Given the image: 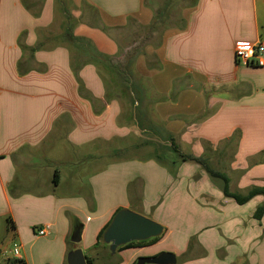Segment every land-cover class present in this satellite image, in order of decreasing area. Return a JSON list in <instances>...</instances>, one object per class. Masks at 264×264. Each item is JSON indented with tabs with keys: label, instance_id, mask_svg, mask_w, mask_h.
I'll return each mask as SVG.
<instances>
[{
	"label": "crops",
	"instance_id": "crops-1",
	"mask_svg": "<svg viewBox=\"0 0 264 264\" xmlns=\"http://www.w3.org/2000/svg\"><path fill=\"white\" fill-rule=\"evenodd\" d=\"M177 1L175 20L164 24L157 43L134 37L136 28L172 16ZM241 41L264 42V0H0V243H18L21 255L0 253V264H68L77 248L93 264H136L163 251L174 252L176 264H205L207 258L193 256L204 249L221 252L220 264H264V215L254 217L263 196L238 204L199 162L165 163L153 145L124 142L142 136L138 123L122 120V95L110 94L114 76L81 50L115 60L121 50L141 49L133 71L147 83L152 104L142 107V84L132 113H146L171 157L170 137L181 153L226 173L231 192L246 194L264 186V67L236 60ZM87 162L106 178L111 167L138 163L164 175L170 166L176 179L149 213L147 195L158 181L143 169L118 184L123 201L109 213L95 194L103 177L86 196L71 191ZM122 208L149 218L169 215L190 226L195 240L154 253H143L145 245L112 253L98 235ZM77 223L78 243L71 240ZM163 228L160 239L174 235Z\"/></svg>",
	"mask_w": 264,
	"mask_h": 264
},
{
	"label": "rangeland",
	"instance_id": "rangeland-1",
	"mask_svg": "<svg viewBox=\"0 0 264 264\" xmlns=\"http://www.w3.org/2000/svg\"><path fill=\"white\" fill-rule=\"evenodd\" d=\"M182 2L181 1H177L175 3V7L173 8V12H172V16H168V17H164V18H157L155 24L149 28V29H142V28H136L135 31V36L134 37H141L142 41H151L153 43H157L162 35V29L164 27V24L168 25V24H172L173 21L175 20V14L178 13V10L181 6ZM161 20V23H159V21ZM156 31V33H154ZM139 34V35H138ZM136 37V38H137ZM141 39V38H140ZM139 39V40H140ZM82 51L86 52L88 51L89 53L93 51L90 49H87L86 47H83V49H81ZM76 51V50H74ZM122 52L120 53L121 57L119 59H115L114 64H116V66L118 67L119 70L123 71V65L126 63V55L123 54L124 50H121ZM125 53V52H124ZM102 68V66H100ZM104 69V68H102ZM113 75V74H112ZM114 78L111 77V80L108 79V83L110 84L111 90L112 92L110 93L111 95H116L117 93H120L122 95V98L125 102V112L123 113V117L122 120H128V121H137V125L140 128V134H142V136L140 137H131L130 139H126L124 140V142L130 143V142H134V143H144L146 142V144H151V146L153 145V150L156 152H159L162 154V156L160 154V159L163 161H165L167 159V161H165V163H172L175 161V163H178L177 160H180V156L176 153V152H172V157L171 155L168 154L169 150L166 148V142L161 141L158 138V134L157 131L158 128L155 126L153 127L149 122L148 117L146 116V113H132L133 107H134V103L136 101L133 100V96H127V94L129 93V88H130V81L129 80H125L121 75L119 76H115L113 75ZM133 79V78H132ZM136 79V77H135ZM144 88L147 89V92H149V94H147V92L143 91V103H142V107H148L149 105V101H152V97H151V91L149 90V87L147 85V83L143 84ZM114 93V94H113ZM149 100V101H147ZM147 101V102H146ZM146 102V103H145ZM151 108V107H150ZM150 117H152V122L154 121L153 119V115L150 113ZM157 128V131H156ZM137 138V140H136ZM128 140V141H127ZM123 156L122 154H119ZM121 157V156H119ZM174 157V158H173ZM93 169V170H92ZM113 174L110 177L106 178V175H104L103 173H97L98 170H94V168H92V163L87 162V164L82 165V167L79 169L80 172H78L77 175H79L82 179H81V185L79 186V188L74 187L73 185L71 186V191L77 190L79 192H81V194L83 196H86L87 192H89V188L90 190H92V185H94L95 187L97 186V182H99L98 178H102L101 180V187L102 188H96V198L97 200L100 202L101 204V210H109V213H112L113 211H115L119 205V203H121L123 201V193L121 192V186H119V188H117L118 184H121L123 182H125L128 178H131L133 176H135L136 174H138V172H142V170L144 169V174L146 173H150V176L153 177L154 182L158 181V186L156 188H154L153 190V194L151 195H147V201H146V207H147V211L149 213H153L154 208L157 204L160 203V201L166 197V195H168V191L169 189L172 187V185L175 183V174L174 171L172 170V167L167 166L166 169L168 171H166V174L164 175L163 172H161L160 170H158L155 166L153 165H147L146 167H141L138 163H128V164H118L114 167H111ZM98 174H101V176L97 177ZM128 174V175H127ZM96 176V177H95ZM95 177V178H94ZM186 177H183V179ZM30 178L26 177L25 183H27L26 185H30L28 184ZM193 185L194 183L197 181V176H194L193 178ZM185 180V179H184ZM199 180V179H198ZM106 181V182H105ZM111 181V184L108 182ZM217 181V179L215 180ZM213 181V183L215 182ZM177 183V182H176ZM184 183L181 182V184ZM215 184V183H214ZM180 185V184H179ZM202 185V184H201ZM123 186V185H122ZM158 188H162L160 191H158ZM234 188V186L232 187ZM88 189V190H87ZM13 190V189H11ZM60 191H65L63 189H60ZM193 192L196 193L197 195H199V197H204L201 193L196 192L193 189ZM29 195V194H27ZM174 207L175 205L172 204ZM111 208V209H110ZM87 213L90 215L92 214V210L89 208H86ZM149 217V216H148ZM159 217V218H158ZM151 219L155 220L156 222L162 224L165 228L169 227L168 229L171 230L173 229L172 232H174V235H168L166 238H162L157 240L156 242H152L150 244H146L143 250V253H154V252H158L161 249H177V247H187V244L192 240L191 238L194 237L193 239L195 240L196 236H191L193 229L190 228V226H185L182 225L180 223H178V225L175 223L170 222L171 219L169 218V215H165L161 218V216L157 213V216L155 218L150 217ZM160 219H162L163 221H165L167 224H163L162 222H160ZM176 221V219H175ZM167 225V226H165ZM196 235V234H195ZM229 238H231L229 236ZM191 239V240H190ZM190 240V241H189ZM88 241V240H87ZM227 244H233V241H229L228 239H226ZM3 243V244H2ZM2 243H0V247H1V252L4 256H8V254H4L3 251L5 250H11L13 248V244L10 243V245H7V239L2 238ZM163 252H171L174 253L172 251H163ZM161 252V253H163ZM203 252V256H200L199 254ZM89 253H92L91 251H89ZM221 252H214L213 254H208L207 251L201 250L199 252H197V254L195 253L193 256L198 255V257H202V258H207V262L205 264H220V260H223L222 256H219ZM160 254V253H159ZM175 254V253H174ZM158 255V254H157ZM176 255V254H175ZM156 256V255H155ZM152 257V256H149ZM143 258V257H140ZM6 259V257H5ZM181 260V258H179ZM1 262L3 264H8L7 260H1ZM237 264H242L241 261L237 262Z\"/></svg>",
	"mask_w": 264,
	"mask_h": 264
},
{
	"label": "water",
	"instance_id": "water-1",
	"mask_svg": "<svg viewBox=\"0 0 264 264\" xmlns=\"http://www.w3.org/2000/svg\"><path fill=\"white\" fill-rule=\"evenodd\" d=\"M82 225L74 226L71 240L80 242ZM163 226L155 220L137 213L129 208L120 209L103 233L102 239L109 244L110 251L115 253L120 246L133 241H145L163 234ZM68 264H88L81 248L71 250L67 257ZM174 253L163 252L152 257L139 258L136 264H176Z\"/></svg>",
	"mask_w": 264,
	"mask_h": 264
},
{
	"label": "trees",
	"instance_id": "trees-1",
	"mask_svg": "<svg viewBox=\"0 0 264 264\" xmlns=\"http://www.w3.org/2000/svg\"><path fill=\"white\" fill-rule=\"evenodd\" d=\"M67 34H69V32ZM33 49L35 50V48H33ZM140 52H142L141 49H135L131 53H128L126 55L127 60H126V63L123 65V69H122L123 71L119 70L118 67L116 66V64H114L115 60H113L112 58L103 56L97 52H94L90 55V61L94 64L102 66V68L106 69L107 71H109L111 74H113L115 76L121 75L126 81L129 80L131 83H130V88L128 90L133 93V95H132L133 100L137 101V100H141V89H142L141 85L144 84V82H143L144 80L142 78H138V80L135 79V73L133 71V65H134V61H135L137 55ZM81 86H82V84H81ZM168 141L170 142L171 150L173 152L178 153L182 160H188V159L189 160H195V161L199 162L200 164H202L212 176L221 178L224 181V194L228 197H231L236 203L245 204L249 200L254 198L255 196L262 195L263 201L255 209L254 217L257 219H260L263 217V215H264V186L253 187L246 194L231 192V190H230V177L226 173L221 172V171H217V170L211 168L210 165L207 163L205 158H201V157L195 158L194 156L181 153L179 151V148L176 146L174 139L172 137H170L168 139ZM157 156L160 157V155H157ZM115 214L113 215V217L115 216ZM113 217H112V219H113ZM111 221L100 231V233L98 235V242L99 243L102 242L103 233L106 230V228L109 226ZM161 236L151 238V239L145 240V241H133V242L127 243L123 246H120L118 249L120 250L122 248H130V247L150 244L152 242H156L158 239L161 238ZM86 258H87L88 264H93L92 258H89V257H86Z\"/></svg>",
	"mask_w": 264,
	"mask_h": 264
},
{
	"label": "built area",
	"instance_id": "built-area-1",
	"mask_svg": "<svg viewBox=\"0 0 264 264\" xmlns=\"http://www.w3.org/2000/svg\"><path fill=\"white\" fill-rule=\"evenodd\" d=\"M235 58L239 62L264 67V42H238L235 47ZM47 228L48 226L39 230V234L44 235ZM3 253H11L15 258L21 260L20 245L18 243H14L11 250H5Z\"/></svg>",
	"mask_w": 264,
	"mask_h": 264
}]
</instances>
